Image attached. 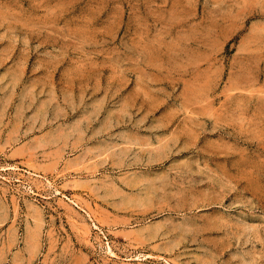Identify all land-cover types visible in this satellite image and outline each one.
Returning a JSON list of instances; mask_svg holds the SVG:
<instances>
[{
  "label": "rangeland",
  "instance_id": "374dc122",
  "mask_svg": "<svg viewBox=\"0 0 264 264\" xmlns=\"http://www.w3.org/2000/svg\"><path fill=\"white\" fill-rule=\"evenodd\" d=\"M0 264H264V0H0Z\"/></svg>",
  "mask_w": 264,
  "mask_h": 264
},
{
  "label": "bare ground",
  "instance_id": "6f19581e",
  "mask_svg": "<svg viewBox=\"0 0 264 264\" xmlns=\"http://www.w3.org/2000/svg\"><path fill=\"white\" fill-rule=\"evenodd\" d=\"M161 153V152H160ZM156 158V157H155ZM136 181V180H135ZM129 182V181H128ZM150 183V182H149ZM129 184V183H128ZM149 189V188H148Z\"/></svg>",
  "mask_w": 264,
  "mask_h": 264
}]
</instances>
